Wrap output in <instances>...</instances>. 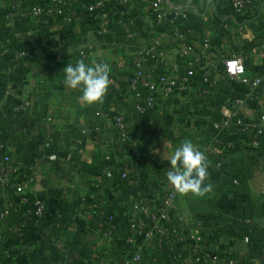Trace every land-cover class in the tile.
<instances>
[{
  "label": "crops",
  "instance_id": "0c3cea01",
  "mask_svg": "<svg viewBox=\"0 0 264 264\" xmlns=\"http://www.w3.org/2000/svg\"><path fill=\"white\" fill-rule=\"evenodd\" d=\"M37 1L46 3V0H0V141L18 161L21 170L35 177L33 193L46 201L50 212L69 207L81 221L79 226L76 223L69 227L54 224L48 218L25 238L27 251L24 257L21 246L13 243L14 237H8V244H0V264H72L92 260L93 251L105 258V264H115V257L111 255L115 249L113 241H102L93 229L87 228V236L81 233L87 224H94L96 220L93 213L98 204L91 197L95 186L101 195L99 203L106 208L114 206L119 182L117 173L98 182L104 155L114 151V129L94 113L112 110L128 118L120 105L129 103L125 88L139 49L151 38L165 56L175 62L179 42L165 25L156 23L149 0H129L126 16L138 20L132 37L125 35L124 27L115 18L111 19L105 34L99 36L100 17L96 12H84L80 19L51 12L47 26L41 31L35 19L28 15L30 6ZM74 1L77 4L95 0ZM103 1L106 6L111 4L109 0ZM249 1L242 12L224 16L213 6L200 4V0L196 5L192 0H168L185 9L186 5H192L187 9L199 36L209 38L211 52L206 53L200 63L213 67L216 83L210 95L212 107L221 106L223 100L232 96H249L246 86L222 76L223 59L241 51L248 56V71L264 74V58L256 50L258 42L264 38L260 24V17H264V0ZM71 12L74 13V9ZM126 16L124 12L122 20ZM193 41L195 50L201 51L198 36ZM21 48L31 51L33 59L16 61L13 53ZM82 49L84 51L80 53ZM80 58L105 60L110 64L112 84L103 104L84 105L78 101V91L64 86L63 68ZM197 89L198 82L195 81L188 94L164 100L157 107L158 114L185 122L206 121L207 117L203 120L204 106H200L195 98ZM249 99L257 110L264 108V90L250 95ZM172 112L177 115L168 116ZM209 117L213 118L214 113ZM128 123L132 141L117 154V160L126 165H148L150 159L168 161L163 158L164 153L182 141L172 134L177 126L174 121L170 134H147L140 129L134 130L131 122ZM202 132L198 130L196 134ZM243 143V140L239 141L241 151L237 150V155L242 156L252 174L248 181L250 191L245 195L220 198L215 207L232 211L239 199L252 202L255 232L247 242L242 240L243 235L230 233L229 236H214L210 243L217 252L264 264V145L250 151ZM195 144L205 152L209 163L217 162L218 173L224 175L225 153L218 147ZM77 196H87V199L80 202ZM197 199L186 196L187 208L183 216L190 219L188 201ZM203 219L209 232L213 233L219 227V219L215 216L204 214Z\"/></svg>",
  "mask_w": 264,
  "mask_h": 264
},
{
  "label": "built area",
  "instance_id": "2783aa9c",
  "mask_svg": "<svg viewBox=\"0 0 264 264\" xmlns=\"http://www.w3.org/2000/svg\"><path fill=\"white\" fill-rule=\"evenodd\" d=\"M106 6L103 0L92 2L74 0H46V3L34 2L28 15L35 18L41 27L47 25L51 12L60 13L57 8L70 11L68 18L80 19L84 12H96L100 17L97 34L102 36L107 31L111 19L115 18L125 35L132 37L138 22L135 17L126 16L129 0H109ZM248 0H230L231 11L242 12ZM51 6L46 7V6ZM76 5V6H75ZM157 24L165 25L170 35L178 40L179 50L175 62L169 60L158 44L151 38L139 49L132 61V72L126 84V94L133 108L138 113L157 110L159 104L175 95L188 94L195 81L198 82L197 103L204 106L206 117L211 113V125L217 134L213 145L219 148H235L240 140L252 148L264 145V108L257 110L249 99L264 90V74H251L247 69L248 56L239 51L223 59L222 76L247 87V97L232 96L223 100L222 105L212 107L210 95L215 87L213 67L202 66L201 58L211 52L209 38L197 32V26L191 19L190 12L175 6L168 0H149ZM125 12L127 19L122 20ZM201 41V51L194 47V37ZM83 49L80 53H83ZM257 53L264 58V38L258 45ZM14 59L31 60V51L21 48L13 53ZM95 116L104 120L114 129V151L104 155V164L99 168L98 182L101 183L112 173H117L119 182L115 193L114 206L103 208L98 187L92 191V199L97 202L93 216L100 217V224H87L81 233L88 235L93 229L98 238L105 242L116 241L120 256L115 264H257L251 258L239 259L229 254L217 252L207 241L202 228L203 222L195 224L188 217L176 210L178 194L167 182L166 174L170 162L150 160L146 169L126 165L117 160V154L132 141V131L122 113L112 110H99ZM144 158V156H142ZM209 171V169H208ZM35 177L23 172L18 161L0 141V244H8V237L13 236L16 245L21 246L22 257L26 255L25 238L37 230L50 218L54 224L69 227L79 226L77 214L66 207L50 212L46 201L33 193ZM85 202L87 196H77ZM125 203L127 208L125 207ZM241 221L240 218L236 219ZM242 221L253 223L252 218ZM88 228V230H87ZM234 232L233 229L229 230ZM113 234H116L113 239ZM249 239L244 236L242 239ZM162 256L164 263L159 262ZM92 260L76 261L72 264H105L106 260L96 251ZM187 260L189 262H187Z\"/></svg>",
  "mask_w": 264,
  "mask_h": 264
},
{
  "label": "trees",
  "instance_id": "16d2710c",
  "mask_svg": "<svg viewBox=\"0 0 264 264\" xmlns=\"http://www.w3.org/2000/svg\"><path fill=\"white\" fill-rule=\"evenodd\" d=\"M192 1L194 3L193 5H196L195 3L199 2V0H192ZM200 4L211 5L214 7L217 13L221 11L224 16L233 15L232 14L233 12L231 11L230 0H200ZM249 4H250V1L248 0L247 5ZM189 6H192V5H186L185 6L186 9ZM46 7L51 8V6H48V5ZM194 7L197 8L196 6ZM77 8L78 7L76 6L75 9L74 8L73 9L76 10ZM58 9L60 13L57 12V14L59 16L62 15L65 17H68L71 11V8L70 9L57 8L55 10H58ZM125 19H127V17H125ZM260 19H261L260 24L262 25L261 29L262 28L264 29V17H260ZM36 24L39 26L41 31H43V29L47 26L45 25L41 27L38 23ZM259 42L257 44L256 50H258ZM120 106L127 112L128 118L125 115H123L127 123L131 122L132 126L134 127V130L140 129L141 131H144L147 134H155V133L156 134H170L171 123L174 121L175 125H177L179 124L177 123V121H181V119H178V118H177L178 120L174 118V119H169L166 121V120H162L160 118L161 116L158 118L157 117L154 118L153 116H156L155 113L157 110L155 111L151 110L143 114L138 113L133 108V106L130 104V102L127 104L124 103ZM198 130H201L203 132L200 135L199 134L197 135L196 132ZM193 133L194 135H190L189 138L195 143H203V146L218 147V146L213 145V142H212L217 132L212 127L210 118L207 119L206 121H201V122L196 121L195 129ZM178 140L183 141L184 139H178ZM243 141H244L243 144L250 151L258 150L259 148H261V147L252 148L251 146L246 144L244 139ZM238 147L240 146L237 143L235 148L233 149L220 148L227 157L226 158V173L224 175L218 173L217 168L215 166L217 162L216 161L210 162L209 163L210 164V167H209L210 181L209 182L213 185L212 192L205 195L204 196L205 198L203 199H200V197H197L198 198L197 200L188 201V208L191 212L189 220H191L194 224L197 221L203 222L202 228L204 230L205 238L207 239L208 242L213 241L214 236L216 237L229 236L230 233L240 234V235H243V237L247 236L248 239H250L253 233L255 232L253 223L249 224V223L242 221L244 218H252V212L254 208L252 202H249L247 199H242V200L239 199L237 201L235 210H232V211H223V210L221 211L219 209H216L215 207L216 201H218L220 198H225V197L232 196V195H237V196L245 195V194H248L250 191L248 181L250 177L252 176V174L249 172V169L247 168L242 156L239 153L237 155V150H240V148ZM150 162H152V159L150 160ZM142 166L143 165L139 164L138 166H135V167L141 168ZM146 169L151 170L152 166L147 165ZM204 214L208 216H212V217L215 216L216 218L219 219V227L213 233L209 232V230L204 224V219H203ZM95 217H96L95 223L92 225L97 226L100 224V217L99 216H95ZM237 218H240L241 221L237 222L236 221ZM230 229H233L234 232H230L229 231ZM115 237H116V234H113V239H115ZM113 243L115 244V249L111 255L114 256L115 259H117L119 258L121 252H120L118 243L116 241H113ZM229 255L234 256L233 254H229ZM159 262L164 263L162 256L159 257Z\"/></svg>",
  "mask_w": 264,
  "mask_h": 264
},
{
  "label": "clouds",
  "instance_id": "9594fccd",
  "mask_svg": "<svg viewBox=\"0 0 264 264\" xmlns=\"http://www.w3.org/2000/svg\"><path fill=\"white\" fill-rule=\"evenodd\" d=\"M62 71L64 86L80 93L79 102L87 106L104 103L112 84V68L107 61L80 58L69 62ZM165 157L170 162L167 182L178 195L204 197L212 192L208 157L191 139L165 152Z\"/></svg>",
  "mask_w": 264,
  "mask_h": 264
},
{
  "label": "rangeland",
  "instance_id": "374dc122",
  "mask_svg": "<svg viewBox=\"0 0 264 264\" xmlns=\"http://www.w3.org/2000/svg\"><path fill=\"white\" fill-rule=\"evenodd\" d=\"M156 116H153L154 118H158L160 117V115L157 113H155ZM171 115H177L176 112H172V113H169L168 116H171ZM162 120H169L168 117L167 119L164 118V117H160ZM173 117L171 116L170 119H172ZM178 120V119H177ZM194 121H177V126H176V129L175 131L172 133L177 139H190L189 136L190 135H194L193 131L195 129V119H193ZM196 138V137H195ZM193 143L195 144V142L193 141ZM176 210H177V213L182 215L185 207L187 208V203H186V196H178L177 198V201H176ZM179 211V212H178Z\"/></svg>",
  "mask_w": 264,
  "mask_h": 264
}]
</instances>
